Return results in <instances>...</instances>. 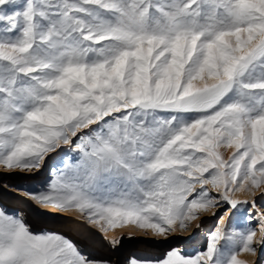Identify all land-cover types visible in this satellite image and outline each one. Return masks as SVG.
Masks as SVG:
<instances>
[{
  "label": "snow or ice",
  "instance_id": "snow-or-ice-1",
  "mask_svg": "<svg viewBox=\"0 0 264 264\" xmlns=\"http://www.w3.org/2000/svg\"><path fill=\"white\" fill-rule=\"evenodd\" d=\"M52 153L66 162L22 193L36 204L165 239L227 206L205 251L155 264H247L264 247V0H0V168ZM237 213L255 225L229 232ZM0 264L97 262L0 208Z\"/></svg>",
  "mask_w": 264,
  "mask_h": 264
},
{
  "label": "rangeland",
  "instance_id": "rangeland-1",
  "mask_svg": "<svg viewBox=\"0 0 264 264\" xmlns=\"http://www.w3.org/2000/svg\"><path fill=\"white\" fill-rule=\"evenodd\" d=\"M62 151L67 153V146H64ZM231 152V149H221L225 159L231 155ZM50 156L55 159H50L47 167L35 173H19L18 171L8 173L0 168V208L6 210L8 214L21 216L35 233L56 232L64 235L77 245L82 255L97 264H127V258L131 256V250L135 248L141 251L138 259L151 264L165 258L167 252L172 249H179L183 255L194 257L197 253L206 250L209 235L218 226V217H224L225 224L228 222L227 217L224 216L227 206H224L202 212L200 219L193 222L188 231L173 233L167 239L155 237L150 232H138L130 229L131 227L118 228L107 234L101 233L74 211L50 214L47 208L36 204L22 194L25 190L40 191L45 188L53 178V170L62 167L67 159L66 156L57 153H52ZM237 198L245 197L243 194H238ZM256 199L258 208L264 210V199L259 196ZM255 223V221L241 219V215L237 213L228 231L244 230L254 226ZM196 224H200L201 227L197 229ZM113 236L123 237L116 248L109 244ZM225 243L224 240L220 242L221 245ZM239 259L246 261L247 264H264V247L257 246L255 257L244 253Z\"/></svg>",
  "mask_w": 264,
  "mask_h": 264
},
{
  "label": "bare ground",
  "instance_id": "bare-ground-1",
  "mask_svg": "<svg viewBox=\"0 0 264 264\" xmlns=\"http://www.w3.org/2000/svg\"><path fill=\"white\" fill-rule=\"evenodd\" d=\"M47 211H48V213H50V214H59V213H60V212H56L55 210H53V209H51V208H47ZM130 229L135 230V231H138V232H142V231H139V230H137V229H135V228H132V227H131ZM140 252H141V251H140L139 249H136V248L133 249V250H131V256L127 258V264H129V260H130L131 258H133V257L138 258V255L141 254Z\"/></svg>",
  "mask_w": 264,
  "mask_h": 264
}]
</instances>
